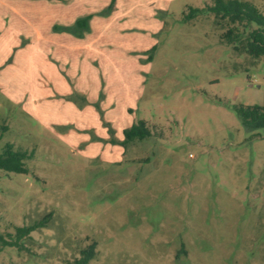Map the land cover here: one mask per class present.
Here are the masks:
<instances>
[{"label": "rangeland", "instance_id": "374dc122", "mask_svg": "<svg viewBox=\"0 0 264 264\" xmlns=\"http://www.w3.org/2000/svg\"><path fill=\"white\" fill-rule=\"evenodd\" d=\"M45 2L26 1L38 41L28 13L0 32V148L29 155L26 174L0 170V237L49 218L0 264H76L89 246L88 264H264V129L234 113L264 107V56L244 50L253 26L229 45L213 14L183 19L213 0ZM88 12L104 31L100 94L77 93L48 53V25ZM140 120L147 139L112 143Z\"/></svg>", "mask_w": 264, "mask_h": 264}, {"label": "trees", "instance_id": "16d2710c", "mask_svg": "<svg viewBox=\"0 0 264 264\" xmlns=\"http://www.w3.org/2000/svg\"><path fill=\"white\" fill-rule=\"evenodd\" d=\"M112 1L110 5H112ZM211 13L217 19L225 22L227 31L223 35V40L226 44L233 45L236 43L239 36L238 26L247 28L252 27L245 38L244 50L246 53L254 57L264 56V9L261 11L257 6L249 2L240 0H213V5L203 8H189L188 14L183 17L184 21H188L198 14ZM90 16L79 18L74 25L69 27H61V31L70 32L73 36L81 37L83 33L89 30L88 21ZM235 114L240 124L246 129H264V107L256 105L251 106H235ZM123 140L112 143L128 145L134 141L145 140L150 136L143 120L133 124L131 127L122 130ZM29 158L28 153L21 150H14L12 144L5 143L0 148V170L6 173L26 174L27 169L24 162ZM49 215L41 219L32 226L17 228L15 235L10 240H5L0 237V251L2 247L19 248V240L31 234L36 229L42 227L47 222ZM93 256V246L82 249L80 256L76 260V264H88Z\"/></svg>", "mask_w": 264, "mask_h": 264}, {"label": "crops", "instance_id": "0c3cea01", "mask_svg": "<svg viewBox=\"0 0 264 264\" xmlns=\"http://www.w3.org/2000/svg\"><path fill=\"white\" fill-rule=\"evenodd\" d=\"M26 1L27 0H0V32L8 33L10 27L17 26L16 25L17 23L15 24V22H13L15 19L14 16H17V18L19 19L24 15L23 13L31 14L30 17L32 18L35 17L34 14L36 16H39L41 12L37 11L32 5L27 6ZM30 1H34V0H30ZM45 1H46L45 3L49 2V5L52 4V0H45ZM38 4L40 5V2ZM99 13H94V14H91V12L84 13L82 15L75 16L74 18H72L67 22L53 21L48 25V29L46 32V38L49 48L48 53H51V58L53 63L56 62L62 64L64 67L63 70L65 69L64 70L65 74L70 72V74L73 75L72 80L75 81L76 92L79 94L85 93V91H90L91 93H94L96 91L97 94L98 93L100 94L102 93L103 90L100 89V86L103 85V83L105 82L102 79V76H97L92 71H90L92 70L91 67L93 64L100 65L99 63L101 62V54L105 50L104 48L105 42L103 41L104 31L102 29L94 28L92 23L93 22L92 17L99 15ZM88 15L90 16V19L88 21L89 30L83 33L81 37H76L73 36L70 32H63L60 30L61 27H69L74 25L77 19ZM37 23L38 20L33 18V23L29 24L30 28L28 30L31 31L30 33L32 34H28V38H30L29 40L33 42L38 41L37 38L39 37L38 35L39 28L36 27ZM21 26L23 28L20 29V31L24 32L25 25L22 24ZM1 36L2 35L0 34V37ZM143 45L141 46V48L143 47L142 50H146L147 49L146 44L145 46ZM141 61L143 63H146L144 62L146 61V57L143 58ZM135 69L138 68L134 66V70ZM130 77L131 79H133L132 80L133 82L134 74L132 73ZM51 79H55V77L51 75ZM88 81L90 82V85L92 84V86H90V89L88 85L85 84ZM117 81L120 82L121 80H117ZM132 82L131 81L129 83L126 82L127 87L125 92L128 96L129 101L132 100V97L134 95V90H135L134 85L137 86L135 81L134 83ZM137 84L139 85V83ZM94 85H98V87ZM108 117H112V116H110L109 114ZM102 130L103 129L98 130L100 131V134Z\"/></svg>", "mask_w": 264, "mask_h": 264}]
</instances>
